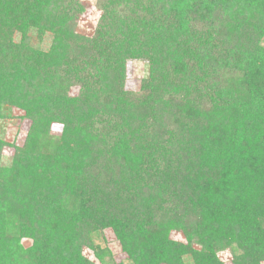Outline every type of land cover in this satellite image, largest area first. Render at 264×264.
Listing matches in <instances>:
<instances>
[{
  "label": "trees",
  "instance_id": "1",
  "mask_svg": "<svg viewBox=\"0 0 264 264\" xmlns=\"http://www.w3.org/2000/svg\"><path fill=\"white\" fill-rule=\"evenodd\" d=\"M11 108L0 264H264V0H0Z\"/></svg>",
  "mask_w": 264,
  "mask_h": 264
},
{
  "label": "rangeland",
  "instance_id": "2",
  "mask_svg": "<svg viewBox=\"0 0 264 264\" xmlns=\"http://www.w3.org/2000/svg\"><path fill=\"white\" fill-rule=\"evenodd\" d=\"M89 8L86 13L88 23L93 22L94 12ZM87 24L81 25V30H84L85 27H88ZM84 26V27H83ZM83 27V28H82ZM86 29V28H85ZM87 33V32H86ZM140 63H137L136 66L131 67L128 66V72L134 73L133 76H129L127 87L132 91H136L138 89L139 80H140V72H141ZM132 70H131V69ZM131 70V71H130ZM74 93V92H73ZM9 111V110H8ZM29 121L25 119L24 113L22 110L11 108L9 114L5 119L0 120V138L2 140L3 146L0 152V169H8L10 165L13 163V160L19 156V148L22 147L28 127ZM60 126L52 125L51 133L59 134ZM21 155V154H20ZM104 239L101 236H94V242L99 244L101 247H108L113 255L115 262H120L125 259V254L120 250L119 244L116 242L112 234H103ZM31 239L22 240V244L24 247L31 245ZM88 258L91 256L89 251L84 253ZM223 258V257H222ZM225 258V257H224ZM91 260H94L91 258Z\"/></svg>",
  "mask_w": 264,
  "mask_h": 264
}]
</instances>
